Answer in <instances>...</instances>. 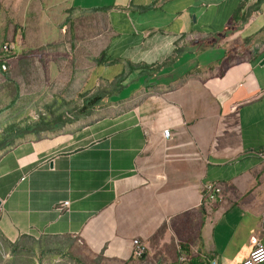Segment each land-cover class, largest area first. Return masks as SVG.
I'll return each instance as SVG.
<instances>
[{
    "label": "crops",
    "instance_id": "crops-1",
    "mask_svg": "<svg viewBox=\"0 0 264 264\" xmlns=\"http://www.w3.org/2000/svg\"><path fill=\"white\" fill-rule=\"evenodd\" d=\"M17 3L20 27L54 34L97 14L81 27L118 96L1 153L3 264H57L76 243L110 264H238L264 245V0Z\"/></svg>",
    "mask_w": 264,
    "mask_h": 264
},
{
    "label": "rangeland",
    "instance_id": "rangeland-1",
    "mask_svg": "<svg viewBox=\"0 0 264 264\" xmlns=\"http://www.w3.org/2000/svg\"><path fill=\"white\" fill-rule=\"evenodd\" d=\"M17 1L0 0V50L6 42H13L16 49V57L10 60L9 67L7 66L5 71L0 69V130L9 123L20 124L36 120L39 115L48 111V106L62 113L63 118L69 121L60 129L26 135L24 139L53 135L64 129L69 122L77 119L86 122L105 115L111 105L107 99H103L98 108L94 106L88 113L89 116H76L82 98L91 95L95 88L101 87L103 95L113 93L108 82L112 76L106 72L105 77H97L96 47L91 46L96 33L90 29L82 30L81 27L85 21L96 20L97 14L70 13L65 32L54 34L56 29L52 27L32 30L20 27L16 16L20 18L21 13L15 10ZM42 15L49 16V13L45 11ZM21 31L24 33V40L21 42L19 39L17 43ZM113 70H116V67ZM96 78L99 80L97 86ZM119 81L117 80V83ZM85 87L87 89H84ZM127 94L128 91L123 92L121 98ZM117 96L118 94L109 95L108 99L115 101ZM77 125H80V122ZM28 248L29 246L18 252L27 253ZM13 258L15 261L19 260L18 255ZM1 260L0 264L9 261L8 258ZM44 264L50 263L45 261ZM57 264L110 263L101 255L89 253L76 243L68 247L66 256Z\"/></svg>",
    "mask_w": 264,
    "mask_h": 264
},
{
    "label": "trees",
    "instance_id": "trees-1",
    "mask_svg": "<svg viewBox=\"0 0 264 264\" xmlns=\"http://www.w3.org/2000/svg\"><path fill=\"white\" fill-rule=\"evenodd\" d=\"M12 57H15V54H13ZM2 63L4 62L0 60V69L5 71L9 67V63H5V68L2 67ZM122 77L123 76L120 78ZM109 84L111 88L114 86L113 82H109ZM101 90V87H97L91 95L82 98V104L81 107L77 109L78 114H76V116L88 114L99 102L103 101V99H108V96L111 94L103 95ZM47 109L48 111H46V113L39 115L34 121L22 122L20 124L9 123L3 127L0 130V152H5L13 147L19 142L18 139H24L26 135H37L43 131L60 129L65 122L69 121L63 118L62 113L52 110L50 106H48Z\"/></svg>",
    "mask_w": 264,
    "mask_h": 264
},
{
    "label": "built area",
    "instance_id": "built-area-1",
    "mask_svg": "<svg viewBox=\"0 0 264 264\" xmlns=\"http://www.w3.org/2000/svg\"><path fill=\"white\" fill-rule=\"evenodd\" d=\"M15 53L14 44L11 42H6L2 45L0 50V60L3 61L2 67L5 68V63H9L13 58L12 55ZM162 137L164 139H169L171 137V132L169 128L162 129ZM256 156L264 160V150H259L255 152ZM202 190L209 196H216L220 194V185L213 181H206L202 185ZM66 205L67 202H64ZM132 254L134 257H142L145 253V245L137 238L132 239ZM238 264H264V245L262 243H257L248 253V256L240 261Z\"/></svg>",
    "mask_w": 264,
    "mask_h": 264
},
{
    "label": "water",
    "instance_id": "water-1",
    "mask_svg": "<svg viewBox=\"0 0 264 264\" xmlns=\"http://www.w3.org/2000/svg\"><path fill=\"white\" fill-rule=\"evenodd\" d=\"M0 203H1V201H0Z\"/></svg>",
    "mask_w": 264,
    "mask_h": 264
}]
</instances>
